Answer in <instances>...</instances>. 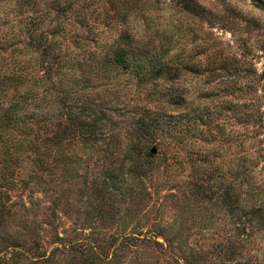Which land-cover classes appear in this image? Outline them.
Returning a JSON list of instances; mask_svg holds the SVG:
<instances>
[{
	"label": "rangeland",
	"instance_id": "obj_1",
	"mask_svg": "<svg viewBox=\"0 0 264 264\" xmlns=\"http://www.w3.org/2000/svg\"><path fill=\"white\" fill-rule=\"evenodd\" d=\"M19 12L34 16L35 34L62 42L75 54L94 46L85 42L87 37L114 44L123 29L157 47V53L172 49L163 56L171 59L170 70L157 82L137 85L123 78L109 83L105 93L112 94L111 110L117 111L120 127L134 129L141 116L171 124L185 113L203 118L189 123L198 129L196 135L189 133L198 136L190 148L174 150L171 132L157 136L160 144H145L146 151L157 150L145 180L133 175L121 154L117 188L105 199L94 191L103 152L80 151L64 142L62 153L49 154L62 159L43 182L30 178L35 173L23 161L24 182L6 189L2 199L8 210L0 214V264H85L93 249L103 255L102 264H113L114 252L119 256L115 264L227 260L219 247L233 228L230 220L183 183L194 174L191 160L197 153L205 155V165L215 162L234 180L230 173L246 151L257 158L255 175L264 184V128L257 126L259 119L264 123V10L248 0H0V32L12 25L21 32ZM73 74L78 82L81 69L76 66ZM171 90L186 93V103L173 102ZM56 160L49 158V165ZM155 233L174 241L181 263L140 240H153ZM114 235L135 238L111 247L108 238ZM261 239L252 246L254 255L263 253ZM158 241L163 243V236Z\"/></svg>",
	"mask_w": 264,
	"mask_h": 264
},
{
	"label": "trees",
	"instance_id": "obj_2",
	"mask_svg": "<svg viewBox=\"0 0 264 264\" xmlns=\"http://www.w3.org/2000/svg\"><path fill=\"white\" fill-rule=\"evenodd\" d=\"M18 14H22L21 32L16 33L13 25L10 31L0 32V214L8 210L2 202L8 194L6 189L24 182L21 176L23 161H28L31 172L35 173L34 177L29 173L30 178L43 182L44 175H52L62 159L57 154H49L52 150L62 153L64 142L79 147L80 151L90 149L104 153L100 165L103 170L94 181L99 199L111 197L117 188L122 172H118L122 168V160L118 159L121 154L124 161L130 162L133 175L145 180L152 172L154 157L145 149L147 142L160 144L157 136L171 132L175 139L174 150L193 146L198 129H192L189 123L202 119L200 114H182L173 124L141 116L134 129L123 128L117 122V111L111 110L112 94L105 93L109 83L117 84L123 78L137 85L157 82L161 74L170 70L171 59L164 60L163 56L169 55L172 49L164 54L157 53V47L141 43L123 29L114 44L105 40L98 43L87 37L85 42L94 46L85 45L75 54L64 48L62 42L49 39L45 34H35L33 15ZM152 51L154 54L149 55ZM76 66L82 74L78 82L71 79ZM167 94L176 104L186 103L184 92L171 90ZM259 121L257 126L264 128V123ZM180 125L185 127L176 132ZM192 130L195 135L191 136ZM177 133L180 134L178 139ZM245 141L246 138L241 140L242 147ZM249 154L245 151L239 157L236 171L230 173L235 176L232 180L227 177L228 172L214 165L215 162L210 167L205 165V155L197 153L191 160L194 174L189 175L191 180L183 183L210 207L222 211L233 226L220 243L219 248L227 257L222 264H264V249L261 255H254L252 247L259 237H264V184L255 175L257 158ZM51 157L57 160L49 165ZM155 234L153 240L147 237L140 240L153 243L160 248V253L180 262L181 258L174 252V241L162 233ZM160 236H163V243L158 241ZM118 238L115 235L108 238L111 247L118 240L126 244L135 237ZM117 258L114 252L110 263L115 264L112 261ZM104 260L103 255L93 249L85 264H102ZM182 260V264H196L185 257Z\"/></svg>",
	"mask_w": 264,
	"mask_h": 264
},
{
	"label": "water",
	"instance_id": "obj_3",
	"mask_svg": "<svg viewBox=\"0 0 264 264\" xmlns=\"http://www.w3.org/2000/svg\"><path fill=\"white\" fill-rule=\"evenodd\" d=\"M248 1H250V2L253 3L254 5H256V6H258V7H260L261 9L264 10V0H248ZM151 153H152L153 155H155V154L157 153V150H156L155 148H153V149L151 150Z\"/></svg>",
	"mask_w": 264,
	"mask_h": 264
}]
</instances>
